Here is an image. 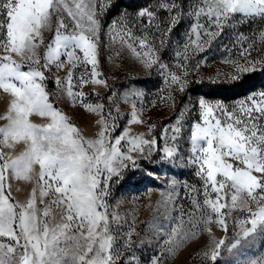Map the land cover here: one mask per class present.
<instances>
[{"label": "snow or ice", "instance_id": "obj_1", "mask_svg": "<svg viewBox=\"0 0 264 264\" xmlns=\"http://www.w3.org/2000/svg\"><path fill=\"white\" fill-rule=\"evenodd\" d=\"M71 3L75 11L68 0H0V91L10 97L7 112L0 115V120H7L0 126V237L7 240H0V264H112L119 252L114 247L117 237L110 229L109 181L120 175V168L127 166L125 161L135 163L132 152L143 153L146 148L151 151L156 145L155 138L148 140L141 134L127 139L129 147L126 152L122 151L121 142L126 140L128 130L125 129L124 134L114 141L106 139L109 121L104 115L105 106L84 103L85 94L73 91L77 86L73 83V70L80 63L90 64L93 68L89 79L80 76L79 86L89 81L106 83L96 78L95 67L98 64L97 41L101 27L99 15L105 5L99 0L98 11V0H71ZM160 6L170 14L179 9L175 0L163 2ZM62 12L75 22L73 31H62L68 27ZM137 15L147 16L150 24L155 18V13L147 8ZM179 15V11L172 15L171 26L178 23ZM189 15L197 19L192 32L199 41V29L204 27L199 23L201 17L210 21L204 35L214 37L219 32H211V27L222 31L237 15L264 20V0H198ZM53 16L58 18L57 26L41 56L38 49L44 43L43 33L52 30ZM115 24L114 21L110 26V34ZM156 27L159 29L160 25ZM125 32L131 38V30L125 28ZM136 39L142 53L135 48L133 52L146 67L157 64L156 50L148 44L147 38ZM246 39L243 36L239 38L240 41ZM259 39L264 44V31ZM163 43L161 41V45ZM254 43L244 48L240 55H250ZM177 56H180L179 52ZM14 57H20L22 62ZM232 63L236 72L255 71L257 64H264V58L247 60L244 65ZM66 64L70 65L66 87H62L59 77L55 83L87 111L100 114L97 123L103 127L95 139H84L69 118L50 102L44 83L45 71L53 66L63 70ZM25 65L28 70H23ZM159 67L166 69L167 66L160 63ZM170 76L171 82L182 91L186 81L174 73ZM129 95L142 94H126V100ZM258 96L259 99L250 95L247 99L251 103L242 100L232 111L222 104L213 106L203 98L199 100L202 123L196 122L192 126L191 155L187 163L196 167L195 175L202 181V192L185 182V187L197 195L190 197L193 207L187 213L188 219L181 218L167 233L165 243L169 245V253L198 236L201 224L210 235L212 229L209 225L212 223L227 231L226 213L223 211L226 208L229 211L239 208L248 216L239 220V231L234 233L232 242L226 245L224 239L213 240L210 252L204 253L205 257L215 262L222 247L229 254L242 256L257 235L264 236V92ZM214 107L220 112L219 116L215 115ZM33 115L47 122L34 123L30 119ZM107 117H112L111 111ZM130 123H142L136 111L131 113ZM177 125L173 132L178 135L179 121ZM177 135L168 137L165 129L162 139L175 141ZM19 145L23 147L17 155L3 151L4 148L14 150ZM163 152V159H174L178 155V150L168 145ZM9 178L35 181L36 187L25 203L13 201ZM170 183L175 186L180 181L173 178ZM37 191L40 203L44 204L43 209L37 208ZM199 195L203 196L202 203L197 198ZM45 198H48L47 204ZM172 199V193H169L167 199L162 198L158 204L170 203ZM54 208L58 209L60 222L53 225ZM111 215L113 221L118 219L116 214ZM186 224L191 227L185 228ZM131 235L132 230L127 233L128 240ZM73 248L83 251H72ZM89 254H92L90 258ZM152 264H159V258L154 257ZM243 264H264V255L245 259Z\"/></svg>", "mask_w": 264, "mask_h": 264}, {"label": "rangeland", "instance_id": "obj_2", "mask_svg": "<svg viewBox=\"0 0 264 264\" xmlns=\"http://www.w3.org/2000/svg\"><path fill=\"white\" fill-rule=\"evenodd\" d=\"M68 2L75 11L71 0ZM102 2L105 8L99 15L101 27L97 41L98 64L95 67L98 73L96 78L106 83L93 84L89 81L86 85L79 86L80 76L84 75L89 79L93 68L90 64L80 63L73 70V83L77 85L73 91L85 94L84 103L94 105L99 103L105 106L104 115L109 121L106 139L114 141L124 134L125 129L128 130L126 140L121 142L122 151H127L129 147L127 139L134 136L143 134L145 139L156 140V145L151 151L146 148L143 153L132 152L135 163L125 161L127 166L120 168V175L113 176L109 181L110 194L107 197V204L110 229L117 237L114 247L119 252L112 264H152L154 257L159 258V264H243L245 259L264 255V236L257 235L242 256L229 254L223 247L220 250V257L215 262L204 256L205 252H210L213 240L224 239L226 245L233 241L234 233L239 231V220L248 216L246 211L239 208L223 210L226 213L227 231L212 223L209 225L212 229L210 235L201 224L199 235L189 239L174 252L169 253V245L165 243L171 227H175L181 218L188 219L187 213L193 207L190 197L197 195L185 187V182L201 189L202 192V181L195 175L196 167L187 163L191 155L192 126L196 122L202 123L199 100L203 98L213 106L222 104L232 111L239 107L242 100L251 103L247 99L250 95H256L259 99L258 94L264 92V64H257L255 71L236 72L232 63L234 61L244 65L247 60L264 58V44L259 39L260 33L264 31V20L242 18L237 15L223 27L222 31L211 27V32H219V35L209 37L204 35V31L209 28L210 21L206 17H201L199 23L204 27L199 29L201 36L197 41L196 34L192 32L197 19L189 15V12L198 0H175L179 9H174L171 14L160 6L163 2L170 3L171 0H102ZM145 8L155 13L151 24L147 16L137 15ZM97 10L99 11V0ZM177 11L180 13L178 23L171 26L172 15ZM61 15L68 26L62 31H73L75 22L66 12H62ZM57 21L58 18L53 16L52 30L43 33L44 43L38 49L41 56L45 46L52 40ZM114 21L116 24L110 34L109 28ZM156 25H160V28L157 29ZM170 26L171 31L168 32ZM125 28L131 30V38L126 34ZM241 36L247 39L240 41ZM145 37L159 58V62L152 67H146L142 59L133 52L135 48L137 52L142 53L136 38ZM161 41H164L162 45ZM194 41L196 43H193ZM253 42L255 43L254 48L250 49L251 54L242 57L241 51ZM129 44L132 47H129ZM177 52L180 56H177ZM14 58L22 62L20 57ZM226 60L229 62H225ZM160 63L166 65V69H161ZM69 67L70 65L66 64L63 70H57L53 66L45 71L44 83L50 102L69 118L84 139H95L103 127L97 123L100 114L87 111L80 102L70 98L66 91H62L55 83L56 77H59L62 87H66ZM23 70H28L27 65ZM172 73L186 81L182 91L177 84L171 82ZM132 92H139L142 95H129L126 100V94ZM9 101V95L0 91V115L7 112ZM109 111L112 117H107ZM133 111L137 112L142 123H130ZM214 113L216 116L220 115L215 107ZM30 119L38 124L47 122L37 115ZM178 121L180 131L177 135L173 128L178 126ZM6 123L7 120H0V126ZM165 129L168 137L177 135L175 141L162 139ZM166 145L178 150V155L174 159L162 158ZM22 147L19 145L14 150L4 148L3 151L14 156ZM38 170L37 166L36 171ZM173 178L180 183L173 186L170 183ZM8 184L13 201L20 203H25L32 189L36 187L35 181L25 182L12 178H9ZM169 193H172V201L158 204L162 198L166 200ZM197 198L203 202L202 195ZM47 203L48 198H45V204ZM43 207L37 191V208ZM251 207L254 209L255 205ZM181 208L185 213L183 216ZM113 213L118 217L115 221L112 220ZM52 215L53 225L60 222L58 209L54 208ZM189 227L191 226L185 225V228ZM130 230L132 235L128 240L127 233ZM0 240L7 242L6 238L0 237ZM80 243L83 244L84 241L81 240ZM72 251L82 252L83 249L73 248ZM91 255L89 254V258Z\"/></svg>", "mask_w": 264, "mask_h": 264}]
</instances>
